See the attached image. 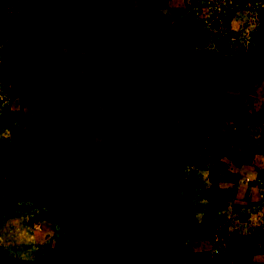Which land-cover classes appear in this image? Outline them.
<instances>
[{"label": "rangeland", "instance_id": "obj_1", "mask_svg": "<svg viewBox=\"0 0 264 264\" xmlns=\"http://www.w3.org/2000/svg\"><path fill=\"white\" fill-rule=\"evenodd\" d=\"M236 4L0 0V264H264V0ZM129 39L152 50L106 162L62 123ZM129 199L115 232L80 220Z\"/></svg>", "mask_w": 264, "mask_h": 264}, {"label": "crops", "instance_id": "obj_2", "mask_svg": "<svg viewBox=\"0 0 264 264\" xmlns=\"http://www.w3.org/2000/svg\"><path fill=\"white\" fill-rule=\"evenodd\" d=\"M137 11L138 13L140 12L139 10ZM154 28L155 26H149L146 28H138L137 30L144 32L151 30L153 33ZM125 43L124 48L126 51L122 52L123 55L117 54L114 50H111L109 54L104 52L99 53V56H101L100 59L104 61L94 64V67H96L97 70H100L101 73L102 70L106 71L109 75L107 80L103 78L98 80L89 79L84 81V85L86 86H82L78 78L74 79L76 81V88L73 89V96L75 97L74 100L77 99V101L85 103L86 111H88V107L93 110L92 115H89V117L88 114L83 116L76 115L74 117L75 124L73 126H71L70 123H62V126L67 129L68 133H72L76 136V144L78 147L77 152L81 149V152L89 151L92 154H101L104 156V160L106 162L107 152L109 153L107 138L109 135H113V133L116 134L118 132V124H127L123 119L124 123L122 122L118 114L113 113L117 110V105L122 104L123 101L126 105L127 102L132 99L133 94H136V98L139 101L140 97L138 91L143 85V82L142 85L140 84V80L138 78L139 59L143 55H149L152 50L151 42L149 40L146 41L147 46L144 47H137L134 44L135 42H132L130 39ZM116 54L121 56L118 61H115L114 63L105 61V59L118 58ZM152 65L153 63H150L146 67H150ZM106 88L107 91H103V89L105 90ZM108 88L111 89V91L108 90ZM74 107L80 108L81 105L79 106V104H76L75 102ZM108 108H110V112L112 113H108ZM81 109L85 108L83 107ZM152 179H156L154 175H152ZM138 189L141 193H143L139 185ZM143 195L148 202L152 201L150 195H146V193H143ZM144 214L145 209L140 208L138 210V208L130 202L129 206L125 208L114 209L112 215L97 214L96 211L93 215L88 212L79 217L85 226L89 228V233H100L102 232L101 229H106L105 232L109 230L108 232L110 233L111 231L115 232V228L119 224H122L124 220H129V217L142 218ZM101 218L108 220H99ZM108 232L106 234H108ZM167 255L168 253H166V258ZM169 257L171 261H174L175 259L179 262V264H193V257L187 252L170 254Z\"/></svg>", "mask_w": 264, "mask_h": 264}, {"label": "trees", "instance_id": "obj_3", "mask_svg": "<svg viewBox=\"0 0 264 264\" xmlns=\"http://www.w3.org/2000/svg\"><path fill=\"white\" fill-rule=\"evenodd\" d=\"M237 1H238V3H237ZM233 2L236 4L235 6H234V9H236V7L239 5V6H242V3L244 2V0H233ZM230 12H231V10H230ZM228 19H229V17H228Z\"/></svg>", "mask_w": 264, "mask_h": 264}]
</instances>
